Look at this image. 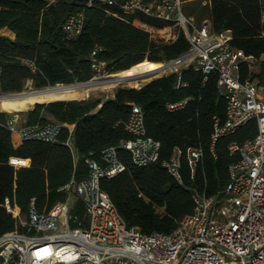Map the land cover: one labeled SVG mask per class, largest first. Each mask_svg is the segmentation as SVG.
Segmentation results:
<instances>
[{"label": "trees", "instance_id": "1", "mask_svg": "<svg viewBox=\"0 0 264 264\" xmlns=\"http://www.w3.org/2000/svg\"><path fill=\"white\" fill-rule=\"evenodd\" d=\"M148 1V0H145ZM264 0H209L212 30H229L231 45L248 55H264ZM83 11L84 27L68 38L63 25ZM117 13V15H115ZM169 25L140 11L121 13L116 6L87 5V0H0V91L20 92L33 87L71 84L90 80L100 64L108 72H120L144 63L147 58L165 62L180 57L189 48L185 34L165 40L156 29ZM7 29L11 34L3 33ZM98 49L94 55L92 52ZM260 71L250 75L247 62L240 66V80L256 78L264 87V60ZM181 85L176 87L179 80ZM218 73L205 74L190 65L166 72L139 87L120 85L107 98L53 100L37 103L25 113L26 123L65 124L56 142L22 140L7 127L11 112L0 110V236L27 231L13 214L17 206L27 219L31 201L39 211H48L67 193L58 190L72 176L88 174L87 157L99 160L100 151L117 148L125 169L103 178L106 190L129 226L144 234L170 233L179 220L194 211L196 194L222 198L230 180V165L239 159L229 146L242 143L257 133V122L249 119L234 132L212 138L215 119H227V99L218 88ZM183 101L170 110L168 103ZM133 104L143 109L146 134L160 143L156 161L139 165L122 141L131 138L125 128ZM72 127V146L67 143ZM180 150L179 175L165 163ZM199 149L192 165L189 150ZM11 157H18L11 165ZM72 215L87 226V212L76 198ZM71 226L77 223L71 221Z\"/></svg>", "mask_w": 264, "mask_h": 264}, {"label": "built area", "instance_id": "2", "mask_svg": "<svg viewBox=\"0 0 264 264\" xmlns=\"http://www.w3.org/2000/svg\"><path fill=\"white\" fill-rule=\"evenodd\" d=\"M182 3L183 0H87L88 6L112 5L123 14L140 11L168 21V26L155 30L165 40L175 39L180 31L185 34L188 50L163 64L171 71L192 65L203 71L205 79L212 71L218 73V88L227 99V119L222 125L215 119L213 139L234 132L249 119L256 120L257 133L253 137L229 146L239 159L230 165V180L222 198L196 194L194 211L184 215L172 232L144 234L124 221L101 186L103 178L125 169L116 146H106L99 160L86 158L88 174L84 178L72 176L58 189L67 193L65 201L56 202L48 211H39L31 201L27 219L13 209L14 216L27 225V231L16 229L0 236V264H264V97H258L259 82L255 78L241 81L239 72L241 63L247 62L250 75H255V67L264 55L257 58L233 47L229 30L214 32L209 19L198 24L192 15L184 14ZM202 3L207 5L209 0ZM83 27V11L72 14L63 25L68 38L77 37ZM93 67L96 72L101 69L100 64ZM179 85L180 78L176 87ZM183 103L170 102L167 106L174 110ZM10 112L7 127L22 140L56 142L66 126L60 122L27 124L18 111ZM68 127L67 143L72 146V127ZM125 128L131 138L121 145L129 150L133 161L139 165L156 161L160 143L146 134L140 105L133 104ZM200 155L199 149H190V163L193 165ZM179 156L180 150L175 149L165 163L175 176L179 175ZM9 163L18 167L12 157ZM71 196L85 204L87 226L72 215ZM71 221L77 226L72 227Z\"/></svg>", "mask_w": 264, "mask_h": 264}, {"label": "bare ground", "instance_id": "3", "mask_svg": "<svg viewBox=\"0 0 264 264\" xmlns=\"http://www.w3.org/2000/svg\"><path fill=\"white\" fill-rule=\"evenodd\" d=\"M165 69L166 67L162 62L148 61V63H142L137 67L130 69L128 68L127 70L122 71L120 74L113 76L117 77V79L115 78L109 82H132L135 85H138L139 81H147L153 77H156L160 75V73H162ZM124 76L130 77L124 78ZM96 83L100 82L88 80L87 82L72 83L70 85H58L56 87L44 88L43 90H31L28 92H21L8 96L0 94V108L6 109L8 111H14L16 109L27 110L32 109L44 98L53 100L82 98L89 95L90 91L92 90L91 86ZM12 159L16 163V160L20 158L12 157Z\"/></svg>", "mask_w": 264, "mask_h": 264}, {"label": "rangeland", "instance_id": "4", "mask_svg": "<svg viewBox=\"0 0 264 264\" xmlns=\"http://www.w3.org/2000/svg\"><path fill=\"white\" fill-rule=\"evenodd\" d=\"M182 10H183L185 15H194L196 17V22L198 24L200 23V20L202 18L209 17L208 8L202 4V0H188V1L184 0L183 3H182ZM144 63H148V59L147 58L144 59ZM260 63L261 62H259L258 63L259 65L257 67H255V75H257L259 73V71H260ZM121 72L122 71H120V72H108L105 67H102L100 69V71L96 72V74L94 75V76H96V78H93L94 77L93 76L90 79V81H96V82H100V83H96V84L91 86L92 90L90 91L89 95L84 96L82 98H68V99H78L79 100V99L99 98V97L107 98V97L113 95L116 87H118L120 85L139 87L141 84H143V83H145V82H147V81H149V80H151L153 78L159 77V76L163 75L166 72H171V70L170 69H165L162 73H160V75H158L156 77H153V78H151V79H149L147 81H139L138 85H135L132 82H122V81L121 82H103L104 80L112 78L113 76L118 75ZM256 77H255V79L258 81V79ZM76 83H80V82H76ZM58 85H70V84H58ZM58 85H55L53 87H56ZM260 86L261 87H259V90H258V97L259 98H263L264 97V87L262 85H260ZM44 88H51V87H44ZM44 88L39 89V90H43ZM83 88H85V87H83ZM35 89L36 88L33 87V85L31 83H27V85L24 87V89L22 91H20V92H28V91L35 90ZM0 94H4V93L0 91ZM49 100L53 101V99L44 98L40 103L48 102ZM54 100H59V99H54ZM0 110L8 111L6 109H0ZM27 110H29V109H27ZM27 110L26 109H24V110L16 109L14 111L26 112ZM8 112H10V111H8ZM75 202H76V197L75 196H71L70 199H69L70 206L73 207ZM14 215H16V214H14Z\"/></svg>", "mask_w": 264, "mask_h": 264}, {"label": "crops", "instance_id": "5", "mask_svg": "<svg viewBox=\"0 0 264 264\" xmlns=\"http://www.w3.org/2000/svg\"><path fill=\"white\" fill-rule=\"evenodd\" d=\"M184 1V0H183ZM185 1H188V0H185ZM203 4V3H202ZM204 5V4H203ZM204 6H206L207 8H208V4L207 5H204ZM195 19H196V17L194 16V15H192ZM203 19H209V17H205V18H202L201 20H200V22L203 20ZM210 20V19H209ZM2 32L3 33H6V34H11L7 29H4V30H2ZM1 109V108H0ZM19 114V116L21 117V119L23 120V121H26V115H25V113H18ZM14 212L15 213H20V209L17 207V206H15V208H14Z\"/></svg>", "mask_w": 264, "mask_h": 264}, {"label": "water", "instance_id": "6", "mask_svg": "<svg viewBox=\"0 0 264 264\" xmlns=\"http://www.w3.org/2000/svg\"><path fill=\"white\" fill-rule=\"evenodd\" d=\"M148 61H150V60H148ZM143 74V73H142ZM128 77H130V76H124V78H128ZM117 79V77H112V78H109V79H106V80H104L103 82H109L110 80H113V79ZM138 79V78H137ZM87 82V81H86ZM50 87H53V86H50ZM18 93H21V92H13V93H4V95H6V96H8V95H14V94H18ZM59 100H65V99H59ZM66 100H69V99H66ZM50 102V101H49ZM34 108V107H33ZM32 108V109H33Z\"/></svg>", "mask_w": 264, "mask_h": 264}]
</instances>
